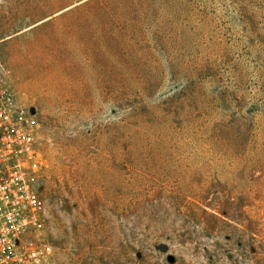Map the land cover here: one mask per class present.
Here are the masks:
<instances>
[{
  "label": "rangeland",
  "instance_id": "rangeland-1",
  "mask_svg": "<svg viewBox=\"0 0 264 264\" xmlns=\"http://www.w3.org/2000/svg\"><path fill=\"white\" fill-rule=\"evenodd\" d=\"M60 264H264V0H0Z\"/></svg>",
  "mask_w": 264,
  "mask_h": 264
},
{
  "label": "built area",
  "instance_id": "built-area-1",
  "mask_svg": "<svg viewBox=\"0 0 264 264\" xmlns=\"http://www.w3.org/2000/svg\"><path fill=\"white\" fill-rule=\"evenodd\" d=\"M46 166L39 122L15 106L0 65V264H60L31 236L46 222L36 187Z\"/></svg>",
  "mask_w": 264,
  "mask_h": 264
}]
</instances>
